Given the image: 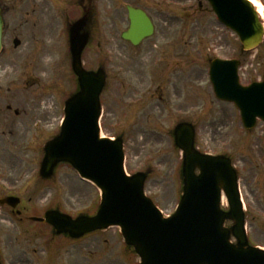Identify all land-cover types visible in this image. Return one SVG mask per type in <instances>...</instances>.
Masks as SVG:
<instances>
[{
	"label": "rangeland",
	"instance_id": "rangeland-1",
	"mask_svg": "<svg viewBox=\"0 0 264 264\" xmlns=\"http://www.w3.org/2000/svg\"><path fill=\"white\" fill-rule=\"evenodd\" d=\"M259 1L264 22V0ZM88 3L92 35L82 62L87 69L104 63L101 133L122 136L127 173L147 170L145 194L163 214L173 213L181 173L169 132L179 120L192 122L200 151L232 159L248 240L264 248V122L245 130L237 108L215 98L208 77L209 60L219 57L240 61L241 84L264 81V36L255 50L243 51L205 0H0V197L19 195L27 215L20 220L0 207L3 264L137 261L117 227L71 241L52 237L48 225L28 220L53 207L71 215L91 214L99 201L98 189L69 166L59 165L47 181L38 176L42 147L59 128L65 95L75 88L66 25ZM126 5L146 10L155 27L137 47L120 38L128 25ZM14 38L20 40L16 48ZM44 53L49 55L46 65Z\"/></svg>",
	"mask_w": 264,
	"mask_h": 264
},
{
	"label": "water",
	"instance_id": "water-1",
	"mask_svg": "<svg viewBox=\"0 0 264 264\" xmlns=\"http://www.w3.org/2000/svg\"><path fill=\"white\" fill-rule=\"evenodd\" d=\"M207 1L218 19L238 35L244 50L261 42L263 28L248 1ZM127 10L130 24L122 37L137 44L152 33L153 26L142 10L129 6ZM91 20V6L86 4L81 16L67 26L77 87L64 101L60 131L43 146L39 176L49 179L59 163L69 164L100 189L98 208L92 216L80 214L74 218L49 209L42 218L32 219L44 220L55 235L72 238L117 226L125 245L138 257L137 264H264V249L247 240L237 173L230 159L199 152L194 145L195 127L190 122H179L172 129L174 145L182 152V186L172 215L164 217L144 194L146 172L126 174L122 138L101 137L98 124L104 70L82 66V52L91 38ZM3 25L0 8V49ZM13 44L17 46L19 41L15 39ZM238 64L237 60L213 59L209 78L216 97L233 101L244 127L249 129L256 117L264 121V82L241 86ZM222 194L227 210L220 207ZM18 201L5 197L0 204L15 207Z\"/></svg>",
	"mask_w": 264,
	"mask_h": 264
},
{
	"label": "bare ground",
	"instance_id": "bare-ground-1",
	"mask_svg": "<svg viewBox=\"0 0 264 264\" xmlns=\"http://www.w3.org/2000/svg\"><path fill=\"white\" fill-rule=\"evenodd\" d=\"M249 1H250L251 4L255 7V9L257 10L258 14L261 15V6H262V5H261V2L258 1V0H249ZM48 56H49V55H48L47 53H44V54L42 55L43 62H44L45 65L49 62V60L47 59ZM43 67H44V66H43ZM42 70H43V68H42ZM223 200H224V198H223Z\"/></svg>",
	"mask_w": 264,
	"mask_h": 264
},
{
	"label": "flooded vegetation",
	"instance_id": "flooded-vegetation-1",
	"mask_svg": "<svg viewBox=\"0 0 264 264\" xmlns=\"http://www.w3.org/2000/svg\"><path fill=\"white\" fill-rule=\"evenodd\" d=\"M127 43L130 44L129 42H127ZM9 210H10L9 211L10 214L17 216L18 218H20V220L27 217L26 212H25V207H23L22 205L20 207H17L16 209H9Z\"/></svg>",
	"mask_w": 264,
	"mask_h": 264
}]
</instances>
